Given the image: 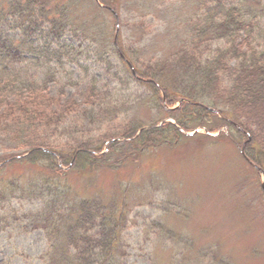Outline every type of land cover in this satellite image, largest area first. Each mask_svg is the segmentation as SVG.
Masks as SVG:
<instances>
[{
    "label": "rangeland",
    "instance_id": "rangeland-1",
    "mask_svg": "<svg viewBox=\"0 0 264 264\" xmlns=\"http://www.w3.org/2000/svg\"><path fill=\"white\" fill-rule=\"evenodd\" d=\"M44 1L48 2L49 16H54L56 2ZM63 1L71 10L70 30L62 41L74 46L73 59L63 56L49 66L36 65L24 71L22 64L15 63V68L22 70L28 80H35L57 65L47 85L51 95L61 97V104L75 100L77 108L83 109L95 86L96 98L111 99L121 106L128 103L133 124L147 127L166 120L170 104L163 109L157 104V95L124 70L114 44L132 60L171 55L187 37L185 29L197 0H101L113 11L99 6L96 0ZM259 1L253 0V5L264 7V0ZM18 3L23 7L26 0H0V9L2 6L5 12L8 6L13 9ZM52 46L57 47V42L53 41ZM103 50H108L113 61L110 71L108 63L100 60ZM124 75L130 77L128 82ZM21 90L26 92V88ZM179 105L177 101L172 108ZM259 108L263 116L258 122L264 123V110ZM219 111L203 126L191 130L196 134L186 135L188 138L175 145L126 159L114 169L63 170L65 173L51 176L58 185L68 186L63 187L66 196L59 205L74 206L75 200L93 194L104 204L118 202L119 232L130 247L128 264H264L262 175L241 154L262 135L254 126L240 135L242 121L227 107ZM120 119L118 125L122 124ZM228 120L236 125H229ZM81 122L75 120V124ZM15 147L0 132V189L4 183L19 179L29 193L32 190L27 182H35L41 173L38 166L11 162L19 155ZM38 196L13 200L9 211L0 213V263L46 262L44 254L49 248L38 220L43 208ZM160 228L168 235L157 238ZM182 242L186 243L185 251L180 250ZM55 264L65 262L57 260Z\"/></svg>",
    "mask_w": 264,
    "mask_h": 264
},
{
    "label": "trees",
    "instance_id": "trees-1",
    "mask_svg": "<svg viewBox=\"0 0 264 264\" xmlns=\"http://www.w3.org/2000/svg\"><path fill=\"white\" fill-rule=\"evenodd\" d=\"M54 1L52 17L44 0H26L23 7L18 3L13 11H0V132L16 144L15 152L26 154L13 162L38 166L41 173L35 182H27L32 190L29 193L19 179L4 183L0 213L9 211L13 200L39 195L43 208L38 222L49 248L43 264L57 260L65 264H128L130 247L119 232L118 202L104 204L93 194L75 200L74 206L59 205L66 196L65 186L51 176L65 173L63 170L114 169L145 151L175 145L188 138L183 131L203 126L225 107L242 121L240 135L250 126L262 135L246 155L264 169V123L258 122L263 116L259 107L264 110V27H259L264 23V7L260 4L256 8L258 3L253 5V0H197L185 29L187 37L171 55L132 60L115 47L124 70L138 76L157 95V104L163 109L165 104L171 106L168 118L175 122L158 121L143 128L129 121L128 103L121 106L111 99L96 98L95 86L83 109L77 108L75 100L61 104V97L51 95L47 85L57 65L56 70L49 67L35 80L27 79L23 72L27 67L41 68L55 59L61 61L63 56L68 60L74 57V46L62 41L70 30V5ZM53 41L57 47L52 46ZM100 54L110 71L113 61L108 50ZM15 63L22 64L23 71L16 69ZM113 74L118 77V72ZM124 79L128 82L130 77L124 75ZM24 88L26 92L21 90ZM177 101L180 105L172 108ZM120 118L122 124L118 125ZM74 119L82 122L75 124ZM83 133L88 136L83 137ZM93 133L98 135L90 137ZM164 235L168 233L160 228L157 238ZM181 244L180 250L185 251L186 243ZM152 260L155 262L154 257Z\"/></svg>",
    "mask_w": 264,
    "mask_h": 264
},
{
    "label": "water",
    "instance_id": "water-1",
    "mask_svg": "<svg viewBox=\"0 0 264 264\" xmlns=\"http://www.w3.org/2000/svg\"><path fill=\"white\" fill-rule=\"evenodd\" d=\"M260 171H261V170H260ZM262 186H263V188H264V183H263V185H262Z\"/></svg>",
    "mask_w": 264,
    "mask_h": 264
}]
</instances>
